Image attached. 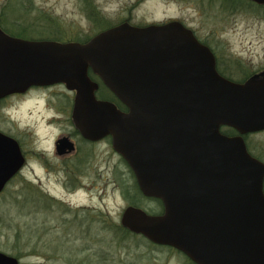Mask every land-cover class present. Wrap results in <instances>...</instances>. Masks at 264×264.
I'll return each mask as SVG.
<instances>
[{
    "label": "water",
    "instance_id": "1",
    "mask_svg": "<svg viewBox=\"0 0 264 264\" xmlns=\"http://www.w3.org/2000/svg\"><path fill=\"white\" fill-rule=\"evenodd\" d=\"M89 69L128 111L97 98ZM261 75L223 77L213 52L177 23L121 25L86 42L26 39L0 26V100L33 86L75 91L71 118L81 134L110 135L142 193L164 204L161 215L130 206L122 224L196 264H264V162L244 139L264 131ZM25 163L17 139L0 130V193ZM0 264L20 260L0 250Z\"/></svg>",
    "mask_w": 264,
    "mask_h": 264
},
{
    "label": "flooded vegetation",
    "instance_id": "2",
    "mask_svg": "<svg viewBox=\"0 0 264 264\" xmlns=\"http://www.w3.org/2000/svg\"><path fill=\"white\" fill-rule=\"evenodd\" d=\"M244 1L256 4V2L251 0H66V3L71 2L78 17L76 19H69L68 16H66L65 19L64 16L55 13L47 3L44 4L40 0H14L15 14L13 22L15 28H24V34L29 31V28L31 29L30 31L38 28H45V30L50 33L52 31L51 28H100L98 29L99 31L91 35L90 38L103 30L121 25L147 28L177 23L190 29L198 41L206 45L213 52L216 59V69L220 75L231 81L243 83L251 77L256 79V77L262 76L261 74L263 73L261 71H263L264 68L256 69L247 67L241 58L237 55H233L227 50L228 46L225 41L214 40L210 33L203 32L205 31L204 28H214V13L220 16L221 23L224 24L225 18L229 13L237 14L242 10V6L245 4ZM22 38L43 40L41 37L31 38L27 35H24ZM89 76L92 81L98 84V88L95 92L98 99L111 101L115 103L120 110L124 112L128 111V108L116 97V95L104 84L101 77L94 73L92 69H89ZM55 86H61L67 89L64 83L52 86H33L25 93H15L1 99L0 104L12 97H23L31 92L42 91L43 97H45L44 99H47L46 103H49L51 99L55 98L54 95H51L53 87ZM63 92L69 103L60 105L59 109L62 111L63 109L68 112L70 111V121L67 123L58 121L60 122L58 124L59 131L54 139L53 148L50 153L34 152L38 162L37 168L49 174L62 176L63 180H61V183L68 194L72 195L79 190L86 189L89 192V196L92 197L91 194H93L94 191L97 190V192L100 193L101 191H107L108 188L107 184H103L102 187H100L99 184L94 183L95 176L101 172V167H107V170L113 167V172H117L125 178L123 184L118 183L116 186L121 191L125 203L127 204L116 218L112 216L108 210L99 205L69 202L58 198L38 185L41 193L39 195L37 194V197L40 199L44 198V200L38 201L34 197V200H32L30 204L29 214L32 218V222L30 218L29 224L31 242L34 243V245L31 246L30 255L34 256L38 253L36 245L38 240H43V232L44 234H51V236L58 235L51 239H53L52 241L54 242H59L61 246L66 239H70L74 241V243L81 241V249L77 248L76 251L78 254H85L81 258H72V252L70 253L71 255L65 257L67 260L66 263L102 264L100 252L101 240L103 238H101V234L103 235V233L110 232L114 235V240L118 237H122L117 236L110 230H102V222L111 223L109 221H115L122 224L124 210L130 206L141 208L148 214L161 215L164 213V204L161 199L149 197L142 193L133 169L114 149L112 137L110 135L100 140H91L81 134L71 118L76 92L69 89L63 90ZM56 97H58V95H56ZM119 101L122 104L119 103ZM222 133L224 132L222 131ZM235 135H238L237 131L235 134L229 136ZM245 136H247V138H245ZM252 136H256V132L244 135V139L249 153L253 157L258 158L256 156V139L252 138ZM14 138L19 142L26 157V164L23 167L25 169V167L29 165V159H31V157L33 159V152L31 153L26 148L22 139L17 137ZM62 139L67 140L66 146H62L60 143ZM102 146H107L110 149L111 154L107 158L101 157L99 153ZM112 157H116V159ZM258 159L264 162L261 158ZM118 162L119 165H117ZM121 164H123V168L119 167ZM4 191L0 194L4 193ZM135 192H140L141 195L144 196V199L139 201V205L134 204L132 200L133 197H137ZM126 193H128V196ZM45 194L49 199H46L47 197ZM144 200L155 201L157 204L156 209L148 208L150 206L147 207ZM124 227L129 230V235L127 234L126 237L132 238L133 241L134 239L142 240V238L149 240L144 235L126 226ZM154 244L156 245L155 248L172 250L171 252H175L176 254L179 253L186 259V255L183 252L182 254L181 251L179 252L178 249L172 246ZM18 259L20 260V264H22V258L19 257ZM118 259L119 256L117 254L113 255V259L109 260V264H118ZM129 264H133V262L131 261Z\"/></svg>",
    "mask_w": 264,
    "mask_h": 264
},
{
    "label": "rangeland",
    "instance_id": "3",
    "mask_svg": "<svg viewBox=\"0 0 264 264\" xmlns=\"http://www.w3.org/2000/svg\"><path fill=\"white\" fill-rule=\"evenodd\" d=\"M5 1L0 0V14ZM40 1L44 4L47 3L55 13L64 16L65 19L66 16L69 19H76L78 17L71 2L66 3V0ZM217 15V13H214V28H204L205 31L203 33H210L214 40L225 41L228 46L227 50L241 58L247 67L264 68V12H256L254 7H247L243 4L242 10L237 14L229 13L226 16L224 24L221 23L220 16ZM8 17L10 20H13V16ZM30 30L29 28V31L24 35L31 38L53 36L55 32V28H52L51 35L45 28ZM65 30L66 37L68 38H75L77 35L91 36L99 31L97 28H65ZM261 72L264 73V70ZM63 90L67 89L61 86L53 87L51 95H54L55 98L51 99L49 103H46L47 99H44L43 91L31 92L23 97H12L2 102L0 104V130L10 136L22 139L26 148L31 153L33 152V159L29 155L31 157L29 165L20 172L22 177L40 185L42 189L58 198L76 204L90 203L99 205L117 218L127 203H125L121 191L116 186L118 183L123 184L125 178L121 174L113 172V167L108 170L107 167H101V172L95 176L94 183L99 184L100 187L103 184H107L108 188L107 191H101L100 193L97 190L94 191L91 194L92 197L89 196V192L86 189L79 190L72 195L68 194L61 183V180H63L62 176L49 174L37 168L38 162L34 152L50 153L53 148L54 139L59 131L58 124L60 122L58 121L65 123L70 121V111L59 109L60 105L69 103ZM252 138L256 139V152L264 151L262 148L260 150V145L264 142V131L257 132L256 136H252ZM99 153L103 158H107L111 154L107 146H102ZM112 158L116 159V157ZM117 165H119V162ZM119 167L123 168L124 166L121 164ZM20 180V177L15 178V180L8 184L4 193L0 194V215L2 218L0 220V250L15 255L19 250L21 251V248L27 245L23 249L24 254L19 256L22 258V264H68L69 262L66 263L65 257L71 255L70 253L72 252V258H81L85 253L78 254L76 251L77 248L81 249V241L74 243V241L66 239L61 246L59 242H54L51 239L58 235L51 236V234H44L43 232V240H38L36 245L38 253L34 256L28 253V250L30 251L31 246L34 245L31 242L29 224L31 216L30 214L19 216L21 215L20 208L15 202L11 201V197L8 194L10 190L16 191L20 189ZM135 193L138 202L144 199V196L140 192ZM144 201L147 207L150 206L148 208L156 209L157 204L155 201ZM101 238H103L101 241H110L114 240V235L106 232L103 235L101 234ZM128 244L130 248L122 246L116 248L114 245L113 249L119 251L114 252L115 255L119 256L118 264H129L131 261L133 264H186L184 256L171 252L172 250L137 245L135 240L131 243H126V245ZM16 247L17 250L13 251Z\"/></svg>",
    "mask_w": 264,
    "mask_h": 264
},
{
    "label": "trees",
    "instance_id": "4",
    "mask_svg": "<svg viewBox=\"0 0 264 264\" xmlns=\"http://www.w3.org/2000/svg\"><path fill=\"white\" fill-rule=\"evenodd\" d=\"M245 2V6H250V7H254L256 9V12L258 11H263L264 12V5H260V4H255L253 2H248V1H244ZM15 14V8H14V0H7L2 8V12L0 14V23L1 26L3 28V30H5L6 32H8L9 34L16 36V37H24V32L23 29L24 28H15L14 22L13 20H10L8 16H13L14 17ZM100 29V28H97ZM52 30V28H51ZM55 32L53 33V36H43L41 37V39L45 40H57V41H62V42H86L90 36L85 35V36H80L77 35L75 38H68L66 37V30L65 28H55L54 30ZM51 35V33H50ZM119 103H121L119 101ZM122 104V103H121ZM222 131L228 135H232L236 133V130H234L231 127H227V126H223ZM245 138H247V136H245ZM264 149V142H262V144L260 145V150ZM256 156L258 158H261L262 160H264V151L262 152H256ZM20 177V189L13 191L10 190L8 191V194L11 197V201L15 202V204H17V206L20 208V213L21 215L19 216H27L29 215V210L31 206V201L34 200L33 198L35 197L36 200H44L40 199L39 197H37V194L39 195L40 192V188L37 184L33 183L30 180L25 179L24 177H22V175L20 173H18L10 182H12L13 180H15V178ZM46 195V194H45ZM126 195L128 196V193H126ZM46 199H49V197L46 195ZM133 203L134 204H138L139 202L136 200V198H132ZM139 205V204H138ZM1 215H0V220H1ZM111 223H101V229H107L112 231L114 234H116L117 236H122V237H118L116 238V240H110V241H106L103 240L101 241V263H106L109 264V260L113 259V255H115V251L119 252L118 250H114L113 248L116 246H122V247H128L130 248L129 244L126 245V243L128 242H132V238L130 237H126V235H129V230L126 229L122 224H119L118 222L115 221H109ZM19 225V224H18ZM19 239V238H18ZM135 242L137 243V245H145V246H150L152 245V247H155L156 245L152 242H150L149 240H145L142 238V240H138V239H134ZM30 243V242H29ZM115 245V246H114ZM27 247V245H25L23 248H21V251L19 250L15 256L19 257L21 255L24 254L23 249H25ZM20 249V248H19ZM17 250V247L13 249V251ZM31 250H28V253H30ZM180 252V251H179ZM182 253V252H181ZM183 254V253H182ZM186 257V264H196L193 261H191L187 256Z\"/></svg>",
    "mask_w": 264,
    "mask_h": 264
}]
</instances>
